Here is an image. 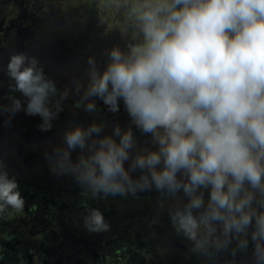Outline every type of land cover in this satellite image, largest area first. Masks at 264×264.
Listing matches in <instances>:
<instances>
[{
    "label": "clouds",
    "instance_id": "obj_1",
    "mask_svg": "<svg viewBox=\"0 0 264 264\" xmlns=\"http://www.w3.org/2000/svg\"><path fill=\"white\" fill-rule=\"evenodd\" d=\"M126 7L125 27L135 39L108 50L103 71L89 56L87 86L74 82L77 93L84 88L79 100L71 96L74 126L40 136L46 151L53 149L51 171L71 175L85 195L108 198L106 207L109 196L156 190L177 202L170 222L193 253L211 258L233 241L240 250L253 243L255 264H264V0H137ZM6 72L10 104H0V115L23 110L51 130L70 90H59L25 52L10 55ZM17 92L26 107L11 94ZM93 98L115 115L122 101L153 147L138 149L131 127L117 124L101 135L105 124L90 119ZM180 193L186 202L177 201ZM24 207L0 161V217ZM83 223L94 233L110 227L96 208Z\"/></svg>",
    "mask_w": 264,
    "mask_h": 264
},
{
    "label": "flooded vegetation",
    "instance_id": "obj_2",
    "mask_svg": "<svg viewBox=\"0 0 264 264\" xmlns=\"http://www.w3.org/2000/svg\"><path fill=\"white\" fill-rule=\"evenodd\" d=\"M58 1L59 4L57 5L55 3L48 4V0H0V69H3L7 64V57H10L12 53H19L20 46L18 45L25 42V37L20 38L21 35L16 34L17 43L13 47L8 44V40H12V35L7 38L11 26L14 23L17 25L24 23L35 31H40L41 26H46L44 29L52 28L53 9L55 13L58 12V7L62 4L60 0ZM65 1L74 7L67 14L63 12L55 14L54 18L59 17L61 20L70 23L74 19L72 17V12H74L77 14L76 16H80L76 17L78 22L75 25L79 24V19L84 21L91 18L104 23L105 26H110L109 29L112 31L121 27L126 28V6L137 2V0ZM12 18L14 20L9 21L8 27L1 25L5 23V20ZM80 28L73 27L71 34H79ZM98 35H102V33ZM126 36L131 39L128 34ZM119 43L122 44V48H125L128 41L121 40ZM86 86L87 83L84 87ZM93 99L97 105V111L90 113V119L92 121L97 119V123L105 124L101 135L111 134L114 125L118 124L122 130L132 128L138 149L153 147L151 136L141 133L131 124L126 110L121 109L124 106L122 101L119 110L121 119L115 113L109 112L101 100ZM39 147L45 148L46 143L40 144ZM127 163L125 162L126 168L128 167ZM5 167L15 175L21 195L25 200V207L19 213L9 210L3 217H0V264H111L108 263V258L114 259L113 264H164L167 262L166 260L173 264H205L230 257L240 250L236 241H233L227 250L217 252L211 258L193 253L191 242L182 235H177L170 222L169 208L177 202L156 190L138 192L136 196H109L113 204L111 207H106L104 199L109 200L108 198H93L90 194L85 195L84 189L70 175H52L51 169H49L50 164L47 165L44 172L48 171L53 177L52 186L45 182L44 177L48 176L42 173L41 169L44 166L33 169L34 171L27 169L26 166H24L25 168H15L14 171L6 164ZM140 174L139 170L132 173L133 177H138ZM26 176L29 179V184L41 188L43 193H29L28 191L32 190L30 186L27 187L26 191H21L20 180ZM61 183H64L67 188L72 187L71 189L60 190L57 184ZM55 186L57 192L62 193L60 194L61 197H66V193L71 192V197L67 198L70 200L79 198L72 201L70 206L66 205L67 210L68 208L70 210L79 208L78 214H74V221L66 226H60L57 223L59 209L55 215L50 214L49 210L42 211L40 216L33 213L34 206L31 203L35 202L38 197H54L52 188ZM81 197H85L83 200L91 204V207L81 205ZM208 198L209 191L205 190V201ZM176 199L181 203L186 202L183 193L178 194ZM38 203L42 204L39 199ZM52 207L53 204L51 209H54ZM92 208L99 209L103 213L110 226L108 231L94 233L89 232L84 227V216ZM141 236L147 240L143 244H140L136 239ZM37 239L40 240L39 243ZM183 242L189 243L187 246L190 248L181 251L182 245L184 246ZM159 244L161 245L159 246ZM160 251L166 253L162 258L155 255V252L159 253ZM168 253L171 254L170 258Z\"/></svg>",
    "mask_w": 264,
    "mask_h": 264
},
{
    "label": "rangeland",
    "instance_id": "obj_3",
    "mask_svg": "<svg viewBox=\"0 0 264 264\" xmlns=\"http://www.w3.org/2000/svg\"><path fill=\"white\" fill-rule=\"evenodd\" d=\"M60 1L62 2V4L61 6L58 7V12L55 13L53 9V20L51 23L52 28L44 29L46 26H41L39 28L41 29L40 31H35V30H32L30 26L24 25V23L22 25H17L14 23L11 26V28L8 30L10 34L8 35L7 38H9L12 35V40H8V44L11 47H13L18 41V38H16L15 35L16 34L21 35L20 38L25 37V42L18 45L20 46L19 52H25L29 56H35L38 59L40 64L44 63L45 61L53 62L55 70L48 73V76H50L51 73L56 76L58 74V70H60V68L62 70L60 61L57 59L61 51L66 52L69 57V59L65 61V63H67L66 67H68L67 69H70V70L73 69L72 66L75 64L73 63V61H77L79 63H83V62L85 63L84 60L88 61L89 56L94 57L95 60L97 61L98 66L100 67V69H102L103 65L105 64L102 58L103 59H105V57L108 58L106 55V52L108 50H110L114 46H119L121 47V49H124L122 48V44L119 43V41L123 40L124 42L126 41L129 42L135 39L134 35L124 27H121L117 30L113 29L114 31H112L109 29L111 28L110 26H105L104 23H100V21H96L91 18L89 20H84V21L82 19H79V24L75 25L78 22L76 17H80V16H76L77 14H75L74 12H72L73 14L72 17L74 19L70 23H68L67 21L61 20L59 17L54 18L55 14L59 12L61 13L63 12L64 14H67L70 12V9L74 7V6L69 5V3L65 0H60ZM58 2H59L58 0H48V4L55 3L58 5L59 4ZM13 20L14 18L10 20H5V23L1 25L8 27L9 21H13ZM73 27H76L78 29L80 27H84L79 30V34H76V38L77 37L78 38L81 37V38L79 39L77 38V40L74 42L69 40L70 38L69 34L73 33L72 31ZM13 29H16V31H13ZM98 33H102V35H98ZM88 34H94L96 38H92V39H89V37L82 38L83 37L82 35H88ZM127 34L131 36V39H129L126 36ZM100 57L102 58L100 59ZM58 75L63 77L64 73L59 72ZM121 109H124V106H122ZM60 113L66 114L65 111L60 112ZM116 116H120L122 119L121 115H116ZM97 121H98L97 119L94 120V122L96 123ZM55 147H58V146L55 145ZM59 147H63V146L59 145ZM52 150H51V153H52ZM80 154L81 153L79 150L72 152L71 153L72 159L75 161ZM129 163L130 162L127 163V166ZM46 169H47V166L45 165L42 171L44 175L48 176V177H44L45 182H47L48 184L50 183L52 186L53 177L50 176L48 171L44 172ZM51 174L54 175L52 171H51ZM28 180L29 179L27 176L25 178L23 177L20 180L21 185H22L21 191L22 190L26 191L27 183L29 184ZM57 186L60 190H67V189H71L72 187L70 186L69 188H67V186L64 183L57 184ZM56 188H57L56 186L52 188L54 197H38L35 200V202L31 203L32 206H34L33 213L35 215L40 216L42 214V211L49 210V212H51L50 214L55 215V213L59 209L57 223L60 226L61 225L66 226V225L71 224L70 222L74 221V214H78L79 208L73 209V210H70V208H68L67 210L66 205L70 206L72 204V201H74V199L70 200V198H67V197H71V192H67L66 197H61L60 194L62 193L57 192ZM31 191H28V192L33 193V191L32 192ZM72 195L73 197H75L73 193ZM38 199L40 202H42L41 205L38 203ZM44 200L46 201L44 202ZM89 202H90V199H89ZM52 204H53L52 208L54 209H51ZM62 206H65V207H62ZM136 239L140 244H143L144 242L147 241L144 236L137 237ZM37 241L38 243L40 242L39 239H37ZM187 244L184 243V246L182 245L181 251H183V249L190 248L189 246H187ZM160 245L161 244H159V246ZM165 254L162 251H160L159 253L155 252V255H158L160 258H162V256L164 257ZM168 256L170 258L171 254L168 253ZM113 260H114L113 258L107 259L108 263H111V264L114 263ZM166 261L167 262L164 264H173L169 260H166ZM156 264H159V263H156Z\"/></svg>",
    "mask_w": 264,
    "mask_h": 264
},
{
    "label": "trees",
    "instance_id": "obj_4",
    "mask_svg": "<svg viewBox=\"0 0 264 264\" xmlns=\"http://www.w3.org/2000/svg\"><path fill=\"white\" fill-rule=\"evenodd\" d=\"M69 36V40L73 42L78 38H76V34H69ZM82 36V38H96L94 34ZM101 58L102 57H100V59ZM7 59L9 61V57H7ZM57 59L60 61L62 67V70L61 68L60 70H58V74L59 72H63V77L58 74L55 76L52 73L50 74V76H48V73L55 70L53 62L45 61L44 63L40 64L43 67L47 77L49 79H52L56 83L59 90L62 91L65 88H68L70 90L69 97L63 101V110L61 111H65L66 114L59 113L58 117L52 121L53 126L51 130L42 131L39 127L42 122L41 118L39 116H28L23 110L16 112L11 117H9L7 112L0 115V161H2L4 165H8L13 171L15 168L18 169L24 166L28 167L27 169L35 170L38 169V167H42L45 165L47 166L48 164H50V160L48 157L51 155V150L47 149L46 151V147H39L40 144L45 143L42 142L40 136L46 132H63L71 127V125H73L72 113L73 111L78 110V108L74 107L76 100H74L71 96L73 94L78 95L79 97H77V100H79L80 94H82L84 89L82 88L80 93H77L75 91L74 82L79 80L84 86L87 83V61L84 60L85 63L73 61V63L75 64L72 66L73 69L70 70L67 69V63H65V61L69 59L66 52L61 51ZM102 60L105 62V64L103 65L101 71H103L104 67H106L108 58L105 57V59L102 58ZM6 68L7 64L3 69H0V104L5 106L10 104L8 96L10 95L9 85L11 83L6 72ZM11 94L19 98L22 101V105L26 107V99L21 93L17 92ZM58 98L59 97H54L53 100ZM83 112L84 111H82L81 114ZM41 170L43 171V168ZM7 171L11 177H15L12 171ZM28 186L31 187L30 189H32L34 193H43V190L39 187H35L32 184L27 183V187ZM84 198L85 197H81V199Z\"/></svg>",
    "mask_w": 264,
    "mask_h": 264
},
{
    "label": "water",
    "instance_id": "obj_5",
    "mask_svg": "<svg viewBox=\"0 0 264 264\" xmlns=\"http://www.w3.org/2000/svg\"><path fill=\"white\" fill-rule=\"evenodd\" d=\"M253 251L254 245L251 243L248 245L247 249H241L230 257L222 258L206 264H255Z\"/></svg>",
    "mask_w": 264,
    "mask_h": 264
}]
</instances>
